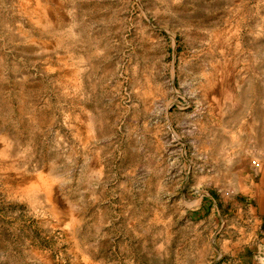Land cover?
<instances>
[{"label": "rangeland", "instance_id": "374dc122", "mask_svg": "<svg viewBox=\"0 0 264 264\" xmlns=\"http://www.w3.org/2000/svg\"><path fill=\"white\" fill-rule=\"evenodd\" d=\"M263 161L264 0H0V264H210Z\"/></svg>", "mask_w": 264, "mask_h": 264}, {"label": "crops", "instance_id": "0c3cea01", "mask_svg": "<svg viewBox=\"0 0 264 264\" xmlns=\"http://www.w3.org/2000/svg\"><path fill=\"white\" fill-rule=\"evenodd\" d=\"M201 200L199 223L216 244L210 264H258L264 255V161L232 189H214Z\"/></svg>", "mask_w": 264, "mask_h": 264}, {"label": "bare ground", "instance_id": "6f19581e", "mask_svg": "<svg viewBox=\"0 0 264 264\" xmlns=\"http://www.w3.org/2000/svg\"><path fill=\"white\" fill-rule=\"evenodd\" d=\"M258 264H264V255L259 256Z\"/></svg>", "mask_w": 264, "mask_h": 264}]
</instances>
